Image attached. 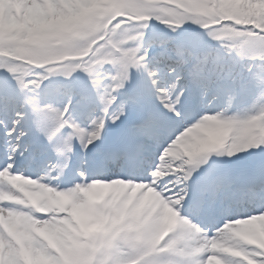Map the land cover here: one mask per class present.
<instances>
[{
  "label": "snow or ice",
  "instance_id": "obj_1",
  "mask_svg": "<svg viewBox=\"0 0 264 264\" xmlns=\"http://www.w3.org/2000/svg\"><path fill=\"white\" fill-rule=\"evenodd\" d=\"M0 3V264H264V0Z\"/></svg>",
  "mask_w": 264,
  "mask_h": 264
},
{
  "label": "rangeland",
  "instance_id": "obj_2",
  "mask_svg": "<svg viewBox=\"0 0 264 264\" xmlns=\"http://www.w3.org/2000/svg\"><path fill=\"white\" fill-rule=\"evenodd\" d=\"M3 16H4V13H0V20H2Z\"/></svg>",
  "mask_w": 264,
  "mask_h": 264
}]
</instances>
